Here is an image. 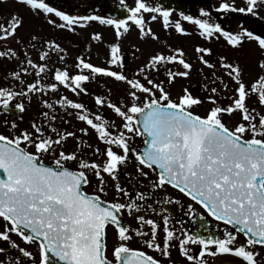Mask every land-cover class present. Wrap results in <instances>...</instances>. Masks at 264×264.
<instances>
[{
  "label": "snow or ice",
  "instance_id": "1",
  "mask_svg": "<svg viewBox=\"0 0 264 264\" xmlns=\"http://www.w3.org/2000/svg\"><path fill=\"white\" fill-rule=\"evenodd\" d=\"M8 3L0 0V6ZM14 3L62 32L78 34L77 29L92 22L109 26L114 41L107 45V66L79 55L70 68L58 37L42 39L34 32L20 36L25 18L16 12L0 22V117L36 109L27 128L15 120L2 121L0 241L19 256L0 264H24V258L37 264L33 252L12 240L13 234L36 246L38 264H264V32L243 24L239 31L225 30L212 16L213 10L222 17L239 13L264 28V0H244L239 7L235 0H220L213 10L200 8L198 17L180 13L206 41L223 38L236 50L254 42L261 54L254 67L247 59L230 60L211 47L197 46L200 67L194 70L182 48L164 42L132 71L127 70L121 41L133 32L140 40L160 41L151 26L160 22L164 30L192 35L181 20L172 19L171 9L151 0H133L131 5L120 0L125 17L112 18L70 15L49 0ZM93 42H102V34L89 35L86 52ZM54 58L60 67L51 63ZM193 75L201 77L205 95H194L187 85L174 95L176 84ZM98 77L121 89L115 101L111 87L94 97L92 108L61 94L63 89L76 97L86 95L85 85L100 83ZM105 108L112 117L102 114ZM137 138H142V148L136 146ZM130 166L140 187L144 181L153 191L170 186L191 201L186 215H199L206 224L211 217L217 231L189 233L182 220L175 227L163 205L183 207L179 196L158 200L157 211L146 204L150 196L136 184L120 182L122 173L133 178ZM149 211L160 219L149 217ZM133 241H142V246L132 247ZM5 251L0 247V253Z\"/></svg>",
  "mask_w": 264,
  "mask_h": 264
},
{
  "label": "flooded vegetation",
  "instance_id": "2",
  "mask_svg": "<svg viewBox=\"0 0 264 264\" xmlns=\"http://www.w3.org/2000/svg\"><path fill=\"white\" fill-rule=\"evenodd\" d=\"M72 1L78 2L83 0H72ZM112 1H117V0H112ZM132 2L133 0H127V3L129 5H131ZM151 2L171 9L172 19L181 20L182 26L185 29H187L189 32H191L192 35L182 36L176 33L174 29L171 28L168 30H164L160 22H155L151 25L153 30L157 33V35H159L160 41H152L151 39L148 38H145L144 40H140L137 38L136 32H133L126 39L122 40L121 43L122 52L124 55L125 64L127 66L128 71H132L136 69L138 66H141L152 53L160 50L162 43L164 42H166L168 45H170L173 48H177V47L182 48L185 52L186 59H188L190 62L194 64V70L195 68L200 67L199 62L196 60L197 53L194 51L195 47L197 46L211 47L213 49L214 54L226 55L230 60L247 59L248 66L250 68L254 67L255 62L261 58V54L254 42L251 43L246 42L241 49L236 50L227 46L223 38H221L220 40H214L212 42L206 41L198 35L196 31V27L194 25H191L190 23L183 21L180 17L181 12H183L186 15H192L194 17H198L200 8L203 7L209 10H213L214 7L219 5L220 0H151ZM49 3L51 6H56L58 5V0H49ZM235 3L236 6L238 7L243 6L244 0H235ZM14 12L21 14L25 18L24 26L19 30L20 36L27 38L30 33L34 32L42 39L58 37L61 45L65 47L68 51L69 55L67 59V64L70 68L75 63V58L79 55H83L86 59L90 58V62L95 64L94 62L95 52L93 51L89 53L85 51V47L87 44L86 40L80 39L78 34L69 35L66 32H62L58 29H53L52 27H48L49 25H47L42 18L40 19L35 18L40 25L31 23L32 15L29 12H27V10H25L22 6L15 5L14 0H9L7 6H0V22H6L10 18V15ZM212 16L216 20V22L221 23L222 27H224L225 30L236 32L239 31L240 25L243 24V27L249 28L250 30H254L258 34L264 32V28H262L260 22L255 21L253 18L244 16L239 13H232L229 14V16L222 17L220 14L216 13L213 10ZM32 25H35L36 27L34 28L32 27ZM94 27H98L101 29V31L104 32L109 31V33L107 34V42H105V44H103L102 47L100 46L97 51V54H99V56L104 58L99 62V64L104 63L103 66H107L105 64V60L109 54V48L107 47V45L114 41V32L111 27L100 25L99 23L98 25L95 24ZM92 28L93 27L87 28L89 29L87 30L88 37L91 33L98 32L92 30ZM51 34H53L54 36ZM137 48H139L140 51H136ZM210 59H212L215 62L217 56L213 55ZM51 63L56 64L58 67L61 66L60 63L55 60V58ZM205 71L207 72L208 70L205 69ZM97 79L100 81V83H97L96 81L87 83L85 87L88 90V94L86 95L82 94L79 97L75 96V100L83 102L87 107L92 108L94 104V97L96 95L106 94L108 88L111 87L113 93L111 99L115 101L117 97L120 95L121 89L118 88L116 84L112 83L107 78L98 77ZM200 81H201L200 76L193 75L190 81H180L179 83H177L175 88L173 89V93L174 95L176 93H179L181 87L187 85L189 86L190 90L193 92L194 95L203 97L205 94L200 88ZM0 83H2V81H0ZM31 111H33V107H29L28 110L22 114L15 111L4 114L2 117H0V131L4 130L2 121L5 119L8 120L9 122L15 120V122L18 124L20 128L29 127V123L32 120ZM197 111L203 114L205 109L200 108ZM102 114H104L106 117H112L113 115L111 111L108 110L107 108L102 109ZM21 116L23 117V119H20ZM236 119H239V117L237 116ZM116 123L119 124L120 121L117 119ZM92 142L97 143L94 138ZM99 146L103 148L102 144H100ZM136 146L141 148L143 147L142 138L136 139ZM67 147L68 149H71L73 147L72 143L69 142ZM93 159H95V157H93ZM128 171L132 174L133 178L129 179L122 173L120 177V182L126 187H131L133 184H136L140 191H143L150 196V199L146 202V204H151L153 207L157 209V211H159L161 207V205L157 203L158 200H162L165 196H171L172 198H176L177 196H179L183 207L177 204L163 205V207L167 209V212L165 214H168L172 217V224L175 225V227L179 228L180 225L177 224L176 221L182 220L184 222L183 225L184 229L189 233H200L201 235H206L208 232L217 231L216 228L217 222L212 220L211 217L207 218V220L210 221V223L206 224V221L201 220L199 215L188 216L185 214L187 210V204L191 202L188 200V198L178 194L170 186L167 187L166 191L165 190L153 191L151 187L148 185V182L144 181L145 186L140 187L135 179L134 169L130 166ZM107 198L108 199L112 198L111 189H109V196ZM192 203L194 204V202ZM194 208L197 213H202L206 216V213H203V210L198 205L194 204ZM148 215L151 218H155L157 220L160 219L159 217H153L150 211L148 212ZM202 225L206 226L207 232L204 230ZM220 227L223 228L224 226L221 224ZM2 229H3V222L0 221V230ZM238 239L242 240L243 236L238 237ZM12 240L20 244L22 247H27L31 252H33V254L36 256L37 264H38L39 256L35 245L23 244L20 241V239L14 234L12 235ZM113 242H114V238L110 231L109 252H111V246ZM131 246L141 247L142 241L140 242L133 241ZM0 247H4L6 249L5 252L0 253V260L6 261L8 258H15L19 256L18 251L16 249H12L7 242L0 241ZM150 254L158 255L156 253H150ZM173 258L178 261L180 260L175 250H173ZM24 264H30L29 258H24ZM57 264H62V262H57Z\"/></svg>",
  "mask_w": 264,
  "mask_h": 264
},
{
  "label": "water",
  "instance_id": "3",
  "mask_svg": "<svg viewBox=\"0 0 264 264\" xmlns=\"http://www.w3.org/2000/svg\"><path fill=\"white\" fill-rule=\"evenodd\" d=\"M58 10L70 15H102L112 18H124L125 12L110 0H88L70 4L69 0H62Z\"/></svg>",
  "mask_w": 264,
  "mask_h": 264
},
{
  "label": "rangeland",
  "instance_id": "4",
  "mask_svg": "<svg viewBox=\"0 0 264 264\" xmlns=\"http://www.w3.org/2000/svg\"><path fill=\"white\" fill-rule=\"evenodd\" d=\"M31 23H35V24H38V25H40L39 24V22L32 16L31 17ZM95 24H97L98 25V23H96V22H92L91 24H90V26L89 27H93L92 28V30H94V31H98V33H101L102 34V42H93L92 43V50H91V52H95V56H94V62H95V65H99V66H103L104 65V63H101V64H99V62L102 60V59H104L103 57H101V56H99V54H97V51H98V48L101 46L102 47V45L103 44H105V42H107V34L109 33V31H106V32H104V31H101V29L100 28H98V27H94V25ZM32 27H36L35 25H32ZM48 27H50V26H48ZM88 27V28H89ZM87 30H89V29H77V33H78V35H79V38L80 39H84V40H86V42H88V31ZM100 30V31H99ZM92 32V31H91ZM66 33H68V32H66ZM69 35H71L72 33H68ZM51 35H53V34H51ZM50 36V35H49ZM54 36V35H53ZM121 43H122V41H121ZM91 52H89V53H91ZM55 66H57L56 64H55ZM58 67V66H57ZM177 88V87H176ZM61 94H67L68 96H69V98H72V99H75V96H74V94H72L71 92H69V91H67V90H63L62 89V93ZM55 98V97H54ZM31 114H32V119L36 116V110H35V107L33 106V111H31Z\"/></svg>",
  "mask_w": 264,
  "mask_h": 264
}]
</instances>
